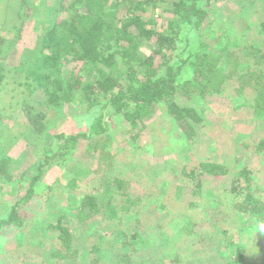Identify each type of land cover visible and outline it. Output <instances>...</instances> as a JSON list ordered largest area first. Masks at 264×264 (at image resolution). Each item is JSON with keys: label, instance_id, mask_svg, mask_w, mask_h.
<instances>
[{"label": "trees", "instance_id": "1", "mask_svg": "<svg viewBox=\"0 0 264 264\" xmlns=\"http://www.w3.org/2000/svg\"><path fill=\"white\" fill-rule=\"evenodd\" d=\"M9 1L0 11L2 25H8L0 28V264H5L1 255L7 259V230L14 231L12 242L21 244L28 233L44 230L40 224L56 236L60 249L55 245L52 251L61 261L78 253L72 249L82 241L87 249L79 264H92L91 257L99 264L109 255L116 264H178L184 239L193 242L189 252L213 241L237 253L229 264H247L251 238L259 233L264 239V183L250 168L251 156L194 161V168L184 166L175 176L180 187L167 198L164 181L156 182L155 191L148 187L151 191L133 196L128 177L115 171L124 163L117 158V164L109 150L117 135L134 132V140L141 138L155 117L163 146L171 142L189 155L191 144L186 147L184 139L193 143L209 133L207 126L219 120L212 117V106L229 104L260 126L257 142L246 140L255 131L237 134L236 142L264 164V14L254 12L259 0H40L35 8V0ZM163 7L167 22L158 32L154 11ZM11 19L15 24L9 27ZM27 22H35L37 44L10 61ZM67 105V116L77 113L74 105L83 109L86 130L51 133L48 126L66 117ZM13 118L27 120L16 135L9 126ZM158 124L151 123L150 131ZM22 139L37 146L35 155L41 157L25 171L6 154ZM81 146L84 160L72 158ZM171 147L164 146L162 154L168 156ZM139 149L131 146L129 156ZM53 169L55 181L48 183ZM216 177L227 181L217 196L209 187ZM186 183L195 188L194 198L208 187L206 201H216L204 206L183 196ZM5 193L12 194L8 205L1 199ZM38 200L46 209L28 228L20 211ZM225 206L238 212L234 229L224 228L230 226L219 214ZM209 223L213 230L206 233Z\"/></svg>", "mask_w": 264, "mask_h": 264}, {"label": "rangeland", "instance_id": "2", "mask_svg": "<svg viewBox=\"0 0 264 264\" xmlns=\"http://www.w3.org/2000/svg\"><path fill=\"white\" fill-rule=\"evenodd\" d=\"M5 1L7 0H0V11L7 5H11L12 2L8 0V3L6 4ZM40 0H35V6L39 3ZM5 4V6H4ZM221 4V3H220ZM262 1H258V4L254 7V12L256 8L259 11V16L264 14L262 12ZM9 7V6H8ZM164 7H167L166 5ZM164 7L161 9H155L154 11V17L156 20V30L158 32H162L164 30V27L166 25V18L167 15L164 12ZM36 12V10H34ZM1 13V12H0ZM44 17L47 19H50L49 15H46L42 13ZM39 17L41 18V14H39ZM14 19V18H12ZM11 19V20H12ZM15 20V19H14ZM4 23V20L2 16L0 15V28L8 30V25H5V27L2 25ZM35 22H27L26 28H24L22 34L20 35L19 42L17 44L16 50L17 53L15 56L12 55L10 61L15 58V60H20L22 58V52L23 50H31L33 49L37 44V39L39 36L38 31H34L33 26ZM9 27H12L15 22L12 20L8 23ZM146 48H143V50ZM148 51V50H144ZM21 57V58H20ZM65 67H71L72 65L69 64V62L63 63ZM72 68V67H71ZM70 68V69H71ZM66 70V69H65ZM23 78L20 79L22 81ZM12 87H16L17 84H11ZM227 106V105H226ZM75 110L78 113L73 114L72 116H67L68 114V108L69 106H64L63 108V115H66V117L58 119L57 121L53 122V124H50L48 126V130L51 131V133H66L71 134L74 132L86 130V127L88 126L89 122L87 120L88 116H83L82 110L79 105L75 106ZM71 107L69 108L70 111ZM61 112V109L58 110ZM212 117L214 120H217L215 118H218V122L210 123L207 126V129L209 131L205 134L198 136L195 141H189L188 139H184V145L187 147L189 144H191V150L189 151V155L185 154L184 151L180 149L179 145H175L171 147V142L165 143V148H170L171 151L168 153V156H165L163 153V143L161 139V134L159 127L161 123L158 119L155 117L147 122V125L149 127V130H145L141 134V138L138 137L136 140H134L135 133L133 132L132 136L128 134V132L125 135H117L116 138H114V148H111L109 152L114 155V152L116 153L114 155V159H116L117 164H120L117 158L122 161L124 164L121 166L118 165L116 168L117 174H124L123 177H128L129 179V185H130V192H132L135 195H143L148 190V187H152V191L156 190V187L154 186L157 184L158 181H164L166 185L165 193L163 197L167 198H173L174 194L176 193L175 187H180V180L176 179L175 176L180 173L182 167L187 166L189 168H194V161L197 163L200 162L204 158H210V160L213 159V157L219 158V161L225 160V158H229L230 155L237 156V155H243L245 156H251L249 157L250 161V168L256 169V174L258 176V180L264 183V164L261 165L258 158L253 157V155H250L245 149L240 148L237 140V134H244L249 136L247 133L254 132V134L247 138V142L249 144H252L254 142H257L260 139V135L257 134L258 129L260 126L254 122L253 118H246L245 114H241L243 110H236L234 106H228L225 108V106H217L213 105L211 110ZM82 113V114H81ZM62 114V113H61ZM60 114V115H61ZM81 115V116H80ZM17 120V119H16ZM11 124L9 126H14V132L13 134H18L20 130L23 129V125L27 124L26 119H22L20 123H16L15 118L11 119ZM18 121V120H17ZM19 122V121H18ZM158 124L156 129L150 131L152 129L151 123ZM7 125V124H6ZM0 130H3V124H0ZM18 132V133H17ZM170 132V131H169ZM256 133V134H255ZM171 137V132L169 133ZM184 138L186 136H183ZM216 140V144L210 145L211 141ZM30 142L34 143V140L32 138L29 139ZM239 142V141H238ZM240 143V142H239ZM139 146L140 149L136 152L134 156L130 154L129 156V149L131 146ZM152 146V147H151ZM36 147L34 144H31L30 146H27L24 139L17 141V143L13 146L7 149V155L8 157H12L19 160V171H25L26 169H31L33 164H38V161L41 159V157L36 156ZM83 146H81L78 151H76L75 154L72 155V158H78L81 157L84 158L83 153L84 150ZM150 149V151H148ZM118 150V151H117ZM34 153V154H33ZM227 154V155H225ZM81 158H78L77 160H80ZM135 158L133 161L132 159ZM84 160V159H83ZM20 161H22L20 163ZM96 162V160H95ZM95 165L92 164V166ZM155 168H153V166ZM258 168V169H257ZM154 169L159 170L158 172L154 171ZM73 170V169H71ZM53 169L46 175L45 179L48 183H52L55 181V174ZM70 174V170H69ZM156 175H158V178H156ZM16 178L21 176L18 174L15 175ZM57 176V175H56ZM217 182L212 183L209 187H212L211 191L214 195H220L218 192L226 185L227 181L221 182V177H216ZM219 180V181H218ZM225 184V185H224ZM188 186L189 183H186ZM184 184V186H186ZM186 186L185 191L183 193V196H190L191 200H195L197 202H201L202 205L206 206V203L216 201L214 197H211V199H207L206 201V189L203 190V193L200 195H197V197H193L192 192L195 188H193V185L190 184L191 188L188 189ZM159 193V192H158ZM157 195V191H156ZM181 195V193L179 194ZM1 199L4 204H10L12 203V194L5 193L1 196ZM52 202L55 205H60L59 199H54ZM57 202V203H56ZM209 205V204H208ZM181 212L186 211V209L182 208L180 204H177ZM155 205L153 206V210H155ZM209 210V206L205 207ZM45 206H43L42 202L38 200L37 205L36 204H30L28 208H23L20 211V215L23 217H26V224L28 225V228L33 226V219L34 218H41V216L38 214L43 213L45 211ZM206 209V210H207ZM140 211V209H137ZM207 210V211H208ZM219 214L221 216H224L223 218L229 219L230 226H227L225 224V227L228 228H235L236 224L239 221L238 212L234 209L230 210L228 207H223L221 210H219ZM38 212V214H36ZM74 217V216H73ZM236 221L234 223V221ZM71 221V217H70ZM208 223V221H207ZM234 223V224H233ZM71 224L69 223V226ZM207 225V224H206ZM209 232L211 233L212 226L209 223ZM41 226L44 230L40 232H34L33 234H29L27 230H25L26 233H28V237H25L20 244L16 241L12 242L15 239L14 231L7 230L10 232V234L7 233V236H5L8 239V242L6 243L7 247V259H5L4 255H1L3 257L2 261L5 262V264H79L82 257L80 256V253L82 250L87 249L82 243H77V246L73 247L72 251H75L77 249L79 252L74 255H67L65 258L59 259L56 257L55 252L53 253L52 249H60V244H58V240L55 235L51 233H46L48 231L47 228H44L41 224ZM237 228V227H236ZM117 229V228H116ZM130 229V228H129ZM118 230V229H117ZM133 231V230H130ZM234 231V235L237 236L236 230ZM30 237H32L30 239ZM238 237V236H237ZM262 234L256 233V236L254 235L253 238H251V243L246 246L245 251V258L244 262L247 264H264V239ZM97 238H91L88 242L89 246L96 242ZM193 242H188L182 239L179 243V247L182 249L181 258L179 260L178 264H229L230 262H233L236 259L237 253L232 255L226 250H229L230 248L226 249V245H219L216 244V242H211L209 244L206 243H197L195 245V251L189 252L188 246ZM263 244V246H262ZM119 245H115L114 251H118ZM114 255H109L107 259L104 261H100L99 264H116L113 263L110 258H112ZM184 257V258H183ZM95 257H91L90 261L93 262L92 264H95L96 261L94 260ZM71 261H68L70 260Z\"/></svg>", "mask_w": 264, "mask_h": 264}, {"label": "clouds", "instance_id": "3", "mask_svg": "<svg viewBox=\"0 0 264 264\" xmlns=\"http://www.w3.org/2000/svg\"><path fill=\"white\" fill-rule=\"evenodd\" d=\"M260 230H261V231H264V224H262V225L260 226Z\"/></svg>", "mask_w": 264, "mask_h": 264}]
</instances>
